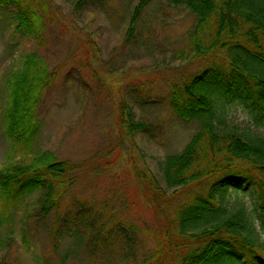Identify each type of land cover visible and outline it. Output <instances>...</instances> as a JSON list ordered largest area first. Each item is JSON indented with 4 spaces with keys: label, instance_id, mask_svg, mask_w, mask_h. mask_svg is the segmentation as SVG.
Wrapping results in <instances>:
<instances>
[{
    "label": "rangeland",
    "instance_id": "rangeland-1",
    "mask_svg": "<svg viewBox=\"0 0 264 264\" xmlns=\"http://www.w3.org/2000/svg\"><path fill=\"white\" fill-rule=\"evenodd\" d=\"M45 1L52 14L38 39L15 28V5L0 11V168L9 161L6 80L24 55L36 53L55 74L40 108L36 150L73 162L75 180L50 215H39L41 193H35L0 225V264H139L174 214L173 207L164 213L151 209L137 188L140 175L154 174L166 189L161 163L200 127L199 121L180 119L169 102L172 85L197 70L178 58L195 17L184 6L154 0L126 45L139 0H112L104 12L78 7L79 0ZM122 99L148 122L146 133L122 139ZM225 111L224 130L264 136V125L256 126L243 105L231 103ZM229 202L231 210L244 206L250 214L255 207L250 192L232 190Z\"/></svg>",
    "mask_w": 264,
    "mask_h": 264
},
{
    "label": "trees",
    "instance_id": "trees-1",
    "mask_svg": "<svg viewBox=\"0 0 264 264\" xmlns=\"http://www.w3.org/2000/svg\"><path fill=\"white\" fill-rule=\"evenodd\" d=\"M139 0L130 15L126 37L136 38L146 7ZM184 6L195 17L178 58L197 70L172 85L169 102L184 121H199V130L184 148L165 157L162 182L140 175L151 209L174 208L170 224L155 234L156 247L139 264H264V136L227 131L225 107L243 105L256 126L264 125V0H162ZM112 0H79L78 7L107 11ZM17 8V30L36 39L52 14L45 0H0V11ZM7 77L5 133L9 161L0 168V225L35 193L39 215L60 208L74 184L76 165L49 150L37 151L42 127L40 108L55 74L43 56L29 53ZM122 139L146 133L133 106L119 103ZM169 190H173L168 193ZM250 192L254 210L230 209L232 192ZM173 205V206H172ZM254 217L259 221L258 231Z\"/></svg>",
    "mask_w": 264,
    "mask_h": 264
}]
</instances>
